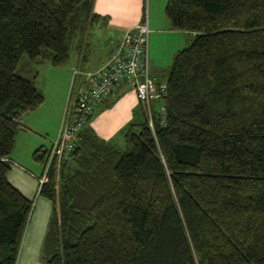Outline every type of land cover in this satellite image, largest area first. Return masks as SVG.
<instances>
[{
  "label": "trees",
  "instance_id": "trees-1",
  "mask_svg": "<svg viewBox=\"0 0 264 264\" xmlns=\"http://www.w3.org/2000/svg\"><path fill=\"white\" fill-rule=\"evenodd\" d=\"M94 1L0 0V264L18 263L34 206L8 177L16 135L45 100L18 63L63 65L80 33L84 51ZM165 13L193 33L154 78L167 91L153 124L138 97L125 146L99 137L106 96L39 188L53 203L44 264H264V0H167ZM50 147L33 152L43 169Z\"/></svg>",
  "mask_w": 264,
  "mask_h": 264
},
{
  "label": "crops",
  "instance_id": "crops-1",
  "mask_svg": "<svg viewBox=\"0 0 264 264\" xmlns=\"http://www.w3.org/2000/svg\"><path fill=\"white\" fill-rule=\"evenodd\" d=\"M161 1H163L164 8V4H166L167 0H165V2L164 0H160V2ZM143 3L144 0H95L94 10L102 17L94 22L90 27V30L87 31L84 41V43L87 44L84 51L81 49L83 34L80 33L74 41L76 42L77 47L75 56L70 54L68 62L63 64L64 69H66L65 77L67 76L68 80L71 78V83H75L76 87H73V89L70 88L69 91L67 86L62 87L63 92L55 93L53 95V104L43 102L38 108L28 112L25 118L22 119L28 127L20 129L16 135V142L12 152L14 163H12L8 172V177L12 183H14L29 198L36 196L39 191L38 174L33 170L36 169L39 162H37L33 156L34 150L41 145L46 147L52 145L53 140L60 131L61 123L70 99L78 93L81 87L91 82L90 77L85 72L76 75L75 70L77 68H82L84 71L96 70L103 65L120 44L126 30L142 20ZM156 5L157 4L154 5L155 8L157 7ZM165 15L166 13H159L157 9L152 13L150 4L148 15L151 28L150 34L151 32H158L160 34L175 32L179 33L178 37H181L180 35L182 33H193L188 30L174 28L171 20L167 15L166 18ZM105 16L107 17V20H105ZM97 44L102 45L100 51H95V46ZM81 51L84 53H81ZM176 52L177 50L172 51L173 58ZM82 54H84L83 57ZM43 60L36 61L40 62ZM162 65H165V63L161 58H158L156 52L151 55V51H149V74L153 78H162V68H159ZM60 66L54 65L53 67L55 68H53V71L58 73L59 70L63 69L59 68ZM31 72L32 75L30 73V75L27 76H37V71L31 70ZM164 81H166V79H163L161 82ZM42 88L44 90V87ZM138 100L136 91L130 83L123 82L121 85L116 86V88H114L96 107L91 121L93 128L95 129L96 125L98 126L112 120L114 115L122 117V122H126L131 117V111L137 107L135 104ZM44 106L45 109L50 112L51 117L50 119L47 117L40 120L38 115L43 111L42 107ZM131 120L132 119L128 120L126 123H129ZM54 125L56 126L53 127ZM45 132L48 134V142L44 143L42 136ZM35 202L30 223L26 230L25 239L28 238L29 234L33 233L41 234L42 236L45 231L41 226H46L52 211L53 203L48 197L38 196V199ZM17 264H19V259Z\"/></svg>",
  "mask_w": 264,
  "mask_h": 264
},
{
  "label": "built area",
  "instance_id": "built-area-1",
  "mask_svg": "<svg viewBox=\"0 0 264 264\" xmlns=\"http://www.w3.org/2000/svg\"><path fill=\"white\" fill-rule=\"evenodd\" d=\"M149 17L128 28L111 57L96 70L84 71L77 68L75 74L85 72L91 82L80 88L70 99L61 123L60 131L53 140L41 175L38 176L39 188L49 179L48 170L55 160L62 161L71 156L78 141V132L89 120L96 104L105 98L123 80H128L137 96L146 106L150 122L153 124L152 100L167 91V82L160 84L149 74L148 43L150 35ZM145 74L141 79L140 75ZM166 112V105H161ZM166 121L165 115L162 119Z\"/></svg>",
  "mask_w": 264,
  "mask_h": 264
},
{
  "label": "rangeland",
  "instance_id": "rangeland-1",
  "mask_svg": "<svg viewBox=\"0 0 264 264\" xmlns=\"http://www.w3.org/2000/svg\"><path fill=\"white\" fill-rule=\"evenodd\" d=\"M164 2H165V0H164ZM166 3H167V1H166ZM150 4H151V12L152 13L157 9V11H159V13L163 12L165 14V6L163 8V1L160 2V0H144L143 8H142V11H143L142 15H144V14L147 16L149 15ZM155 4H157L156 8L154 7ZM135 5H137V4H135ZM164 5H166V4H164ZM166 18H167V16H166ZM142 19H143V17H142ZM178 34L179 33H175V32H166V33H161V34L158 32H156V33L151 32V34H150L149 51H151V55H153V53L156 52V54L158 55V58H161L164 61L165 65H162L159 67V68H162L161 70H163V71H165L167 68H169L171 66V64L173 63L172 51H175V50H178V49L185 47L187 45L189 39H190V36H191L190 33H184V34L182 33L180 35L181 37H178ZM182 38H183V41H182ZM70 45H71V48H70L71 54H72V56H75L76 50H77L76 42H74V43L71 42ZM95 48H96L95 51H100L102 48V45L97 44L95 46ZM169 64H170V66H169ZM53 66H54V64L49 58H46L43 61L39 62V61L31 59L29 57L28 53H24L22 55L19 63H18L17 69H16L17 71L21 72L23 75H30V73L32 75L31 70L37 71L36 72L37 73L36 83L42 90H43L42 87H44V90H43L44 94H45L44 103H47V104H48V102H49V104H53V95L55 93L63 92L62 87L67 86L68 91L70 90V88L73 89V87H76V84L73 85V83H71V78L68 80L67 76L65 77L66 69H64L63 65H61V66L55 65V66H60L59 68H63V69L59 70L58 73H55L53 71L54 70L53 68H55ZM60 86H61V88H60ZM135 106H137V107L131 111L132 114L128 120L135 118V116H136V118H139L142 116L141 115L142 112L140 111V109H141L140 100H138L136 102ZM42 108H43V111H41L38 115L39 119L41 120V119L47 118V117L50 119V117H51L50 112H48L45 109V106ZM125 115H126V113H125ZM25 116H26V114L24 115L23 119L25 118ZM91 121L92 120L89 121L90 124H91ZM126 122L125 121L122 122V117L114 115L112 120L107 121L106 123L100 124L98 126L96 125L95 130H96L99 137H101L107 141H110L111 143L117 144L119 146H125L126 140H125L122 132H123L124 126L127 124ZM55 126L56 125H54L53 127H55ZM47 136H48V134L46 132L43 133L42 140H44V143L48 142ZM58 162H60V161H58ZM72 163L74 164V162H72ZM59 168L61 170V167H59ZM33 170H35V172L38 174V176L41 175L42 171H43V164L41 162H39L37 164L36 169H33ZM38 196L46 197L42 194H39V192H38L36 196H33L31 198L34 200V205L36 203L35 201L38 199ZM33 209H34V206H33ZM52 209H53V207H52ZM50 216H51V213H50ZM50 216L48 218L46 226H41V228L43 227V229L45 231V232H43L42 236H41V234L33 233V234H29L28 238L25 239V237H26V234H25V237H24V240L22 243V247L20 250L21 255L19 256V264H44L45 260L43 258V243H44V239H45V234L47 232ZM38 229H40V228H38Z\"/></svg>",
  "mask_w": 264,
  "mask_h": 264
},
{
  "label": "water",
  "instance_id": "water-1",
  "mask_svg": "<svg viewBox=\"0 0 264 264\" xmlns=\"http://www.w3.org/2000/svg\"><path fill=\"white\" fill-rule=\"evenodd\" d=\"M140 78H141V79H144V78H145V74H141V75H140ZM138 129H139V128H138Z\"/></svg>",
  "mask_w": 264,
  "mask_h": 264
}]
</instances>
